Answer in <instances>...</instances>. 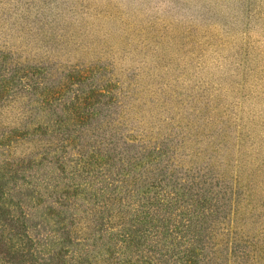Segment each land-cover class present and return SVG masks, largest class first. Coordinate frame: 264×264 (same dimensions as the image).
<instances>
[{"label":"rangeland","instance_id":"rangeland-1","mask_svg":"<svg viewBox=\"0 0 264 264\" xmlns=\"http://www.w3.org/2000/svg\"><path fill=\"white\" fill-rule=\"evenodd\" d=\"M0 264H264V0H0Z\"/></svg>","mask_w":264,"mask_h":264}]
</instances>
